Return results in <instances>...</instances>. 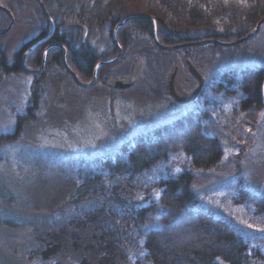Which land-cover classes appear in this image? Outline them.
Masks as SVG:
<instances>
[{
  "label": "rangeland",
  "instance_id": "374dc122",
  "mask_svg": "<svg viewBox=\"0 0 264 264\" xmlns=\"http://www.w3.org/2000/svg\"><path fill=\"white\" fill-rule=\"evenodd\" d=\"M9 1L15 23L0 38L7 62L51 29L35 0L3 4ZM44 2L56 25L87 27L84 41L82 31L65 30L72 43L66 46L75 55H96L97 62L117 55L111 22L118 19L151 16L159 34L180 37L181 43L233 42L264 19V0ZM9 25L0 12V32ZM258 32L238 46L209 43L173 51L159 49L149 32H137L122 45L121 59L101 71L103 83L125 80L142 62L138 82L122 91L102 83L83 89L54 56L38 81L0 71V264H149L144 239L167 216L160 183L183 172L194 179V209L241 234L251 252L244 264H264V108L241 106L244 94L235 87L238 73L263 71L264 25ZM160 42L172 45L162 37ZM186 59L205 80L194 104L177 102L168 90L179 64L178 91L190 96L197 89ZM69 63L76 67L73 57ZM76 72L83 82L90 80ZM27 113L21 133L10 139L17 117ZM178 121L199 124L202 134L219 142L223 156L216 166L197 167L178 150L148 169L121 170V158ZM142 208L143 218L130 216L137 213L129 209Z\"/></svg>",
  "mask_w": 264,
  "mask_h": 264
},
{
  "label": "trees",
  "instance_id": "16d2710c",
  "mask_svg": "<svg viewBox=\"0 0 264 264\" xmlns=\"http://www.w3.org/2000/svg\"><path fill=\"white\" fill-rule=\"evenodd\" d=\"M249 1L258 2L259 0ZM120 20L122 19L111 22V25L116 26ZM157 30L159 41L162 37L166 43L170 42L172 45L183 42L180 37L170 38L167 32V37L161 32L159 34L158 21ZM145 31L149 32L153 38V24L151 21H129L118 30L117 38L120 45L125 47L135 33ZM64 43L70 45L71 40ZM50 54L51 57L61 59V65L63 66V52L61 49H55ZM72 57L74 60L82 61L85 65L83 73L85 77L91 79L94 68L99 63L96 60V55L79 54V57H76L72 53ZM72 57L69 54L67 59L70 67L72 65L69 62ZM49 61H51V58ZM103 68H101L100 73ZM262 73L259 70L253 71L249 75H247L248 73H238L237 80L241 86L243 85L245 92L250 97L245 103V107L251 104L254 106L260 104ZM198 125L196 123L184 124V121H178L173 126L164 128L162 132L154 136V139L155 137L156 139L153 142L141 143L133 152H129L127 157L121 158L119 161V166L122 167L121 170L125 166L136 171H139L138 169H148L160 162L161 159H165L168 151L178 150L192 157L193 164L197 167L210 168L216 166L223 156L222 147L216 139L202 134ZM20 133L21 129L15 135L10 136V139L18 137ZM193 185L194 179L192 174L188 172L161 181L162 201L167 216L161 221L162 228L150 232L145 237L143 244V248L147 252L145 260L149 264L246 263L251 254L247 241L235 228L230 227L224 221L209 219L210 217L204 214L203 211L194 209L197 200L192 190ZM129 211L130 213H137V216L135 214L130 216L139 219L147 213L144 208L133 209V211L129 209Z\"/></svg>",
  "mask_w": 264,
  "mask_h": 264
},
{
  "label": "water",
  "instance_id": "95a60500",
  "mask_svg": "<svg viewBox=\"0 0 264 264\" xmlns=\"http://www.w3.org/2000/svg\"><path fill=\"white\" fill-rule=\"evenodd\" d=\"M40 2H41L43 11L45 12V14L47 15V17L50 20L51 31H50V33H49V35L47 37H45L44 39H42L41 41L36 43L35 46H37L39 44H42L44 42H47L52 37V35H53L54 31H55V26H56L54 20L50 17L45 5L42 3L41 0H40ZM0 8H1V6H0ZM6 11H8V10H6ZM9 14L11 16V23H10L9 27L6 30H4L3 32L0 33V38L5 36V35H7L14 27L15 20H14L13 14L11 12H9ZM135 20H148V21L152 22V24H153V39H154V42L158 46V48L163 50V51H173V50L187 48V47H190V46H197V45L200 46V45H205V44H209V43L210 44L211 43L220 44V45L228 46V47H231V46H234V45H240V44L248 42L252 38H254L256 36V34L258 33V31H259L260 25L264 23V19L260 20L257 23L256 27L250 33H248L246 36H244L243 38H240L238 40H235L233 42H229V43H223L219 39H216V38H214V39L213 38H208V39H203V40H199V41L186 42V43H181V44H177V45L168 46V45L162 44L159 41V39H158L157 20L155 18H153L151 16H130V17H127V18H124V19L120 20L116 24V26H115V28L113 30V37L112 38H113V41L115 43V46L118 48L117 56L114 59H111L109 61H101V62H99L96 65L95 69H94V74H93L92 80L88 84H82L80 82L79 78L77 77V75L73 72V70L68 65V62H67V59H66V52H67L66 47H64L63 45H57L63 51V62H64V65H65V68L74 76L75 80L78 83L83 85L85 88L92 87L97 81L96 80L97 79V73H98L99 69L102 66H110V65H113V64H115L116 62H118L120 60V58L123 55V48H122V46L120 45V43H119V41L117 39L118 30L120 28H122L129 21H135ZM64 28H67V29L80 28L82 30V40H85L86 37H87L88 30L83 25L76 24V23L67 24V25H64ZM35 46L31 47L26 52V54L28 52H30ZM46 52H47V50H46ZM46 52H45V56H46ZM24 62H25V56H24V59H23V65L25 66ZM44 66H45V58H44V61H43L41 69L38 70L37 72L38 73L42 72ZM185 66L189 70V72L198 80V87L190 96L180 95L177 92L176 85H175L176 77H177V74H178V67H176L174 72L170 76V80L168 82V90H169L170 96L174 100L179 102V103H188V102H192V101L197 100L198 96L200 95V93H201V91L203 89V86L205 84V80H204L203 76L200 74L198 69L194 66V64L190 60H187L185 62ZM141 70H142V62H137L132 75L128 79H125V80H114V79H111V80L107 81V85L112 87V88L120 89V90L129 89V88L133 87L138 82V80L140 79Z\"/></svg>",
  "mask_w": 264,
  "mask_h": 264
},
{
  "label": "flooded vegetation",
  "instance_id": "af4514ba",
  "mask_svg": "<svg viewBox=\"0 0 264 264\" xmlns=\"http://www.w3.org/2000/svg\"><path fill=\"white\" fill-rule=\"evenodd\" d=\"M3 1L4 0H0V12L5 14L9 20H10V23H11V16L9 14V12H12L11 8H10V1L9 3L6 5V4H3ZM42 3L45 5V2L44 0H41ZM35 2H37V4L39 5V7L41 8L42 10V13L44 15L45 18H47V20L50 22L49 18L47 17V15L45 14V12L43 11L42 9V5H41V2L40 0H35ZM12 6V5H11ZM46 7V5H45ZM47 9V8H46ZM8 10V11H6ZM13 17H14V20H15V16L13 14ZM77 24H81V23H77ZM51 25V23H50ZM56 25V23H55ZM83 25V24H82ZM257 25V24H256ZM255 25V27H256ZM264 25L261 24L260 27H259V31L261 29V27ZM77 30H80V28H76ZM65 30H69L67 28H64V25H61V26H58L56 25L55 26V31L52 35V37L47 41V42H44L40 45H37L35 46L30 52H28L26 54V52L31 48L33 47L36 43H38L39 41H41L42 39H44L45 37H47L51 31V29H49L48 31H45L44 33H40L37 35L36 38L34 39H31L27 44H24L14 55L11 56V59H10V62H7L6 60L3 59V57L1 56V53H0V71L4 72L5 74H27L33 78H35L37 81L46 77L47 75V71H46V68H47V65H48V61L50 60L51 58V54L50 52L51 51H54L55 49H60L57 45H63L64 47H66L67 49V52H66V59H68V56H69V53L72 51L73 54H76L73 50H69L68 46H66L67 44L64 43L65 41H68L69 39L67 38V35L65 34ZM81 31V30H80ZM67 32V31H66ZM1 33V32H0ZM259 33V32H258ZM82 39V37H81ZM84 41V40H82ZM122 46V45H121ZM116 47V46H115ZM77 48V47H76ZM123 48V47H122ZM47 50V52H46ZM78 50V49H77ZM116 50H117V54H118V48L116 47ZM62 51V50H61ZM45 52H46V56H45ZM63 52V51H62ZM123 54H124V49H123ZM24 56H25V66L23 65V59H24ZM76 57H79V54L78 55H75ZM117 56V55H116ZM115 56V57H116ZM123 56V55H122ZM74 57V56H73ZM113 57V59L115 58ZM44 58H45V66L42 70V72L38 73L37 71L41 69L42 67V64H43V61H44ZM56 59V58H55ZM121 59V58H120ZM2 60V62H1ZM58 59H56L54 62H57ZM187 60V59H186ZM59 61V60H58ZM103 61H109V60H103ZM76 62V71H84L85 70V65L82 63V61H78V60H75ZM101 62V61H100ZM117 63V62H116ZM115 63V64H116ZM56 64V63H55ZM114 65V64H113ZM113 65H110V66H113ZM63 68H65V65L63 63ZM27 67V68H26ZM103 67H109V66H102L101 68ZM178 73L180 71L181 68H183L182 64H179L178 66ZM196 67V66H195ZM71 68V67H70ZM101 68L99 69L98 73H97V81L96 83L92 86H96L98 85L99 83H102L104 86L112 89V90H116V91H122L120 89H115V88H112L110 86L107 85V81L108 80H111V79H114V80H122L121 78H109V79H106L103 83V76L101 75L100 73V70ZM72 69V68H71ZM95 69V68H94ZM198 69V68H197ZM260 69V68H259ZM73 72L77 75V77L79 78L80 82L82 84H88L92 78L88 81V82H83L78 73L72 69ZM188 70V69H187ZM261 70H263L262 72V80H261V87H260V104L258 105L259 107L261 108H264V68H261ZM65 71L74 79V81L76 82L77 85H79L80 87H82L83 89H88V88H85L83 85H81L80 83H78L74 76L65 68ZM189 71V70H188ZM199 71V70H198ZM248 73V72H246ZM94 74V72H93ZM189 74L194 77L190 72ZM201 74V73H200ZM237 77H239V75H236ZM93 77V76H92ZM195 78V77H194ZM196 79V78H195ZM238 79V78H237ZM197 80V79H196ZM198 81V80H197ZM90 87V88H92ZM235 87H236V91H239L244 94V97L240 100V104L241 106H246L245 103L248 101V99L250 98L248 93L245 92L244 90V87L243 85L241 86V84H239L238 80L237 82L235 83ZM126 90V89H125ZM177 92L182 95L178 89L176 88ZM202 92V91H201ZM186 96V95H184ZM189 96V95H187ZM200 96L201 94L198 96V99L195 100V101H192V102H188V103H184V104H194L195 102H198L199 99H200ZM37 100V98H36ZM37 102V101H36ZM35 101L33 102V105H34ZM35 106V105H34ZM253 107L254 105L251 104V105H248L247 107ZM257 106V107H258ZM29 116V113L27 114H21V116H18L17 119H18V122H17V126H16V131L15 133L18 132V130H20V125L22 124L21 122H23L24 119H26V117ZM14 133V135H15ZM11 136V135H10Z\"/></svg>",
  "mask_w": 264,
  "mask_h": 264
},
{
  "label": "bare ground",
  "instance_id": "6f19581e",
  "mask_svg": "<svg viewBox=\"0 0 264 264\" xmlns=\"http://www.w3.org/2000/svg\"><path fill=\"white\" fill-rule=\"evenodd\" d=\"M80 25H82V24H80ZM83 26H85V25H83ZM86 27V26H85ZM87 28V27H86ZM81 30V29H80ZM88 30V29H87ZM82 31V30H81ZM241 45V44H240ZM200 46H202V45H200ZM236 46H238V45H236Z\"/></svg>",
  "mask_w": 264,
  "mask_h": 264
},
{
  "label": "snow or ice",
  "instance_id": "6c2138e0",
  "mask_svg": "<svg viewBox=\"0 0 264 264\" xmlns=\"http://www.w3.org/2000/svg\"><path fill=\"white\" fill-rule=\"evenodd\" d=\"M249 227H251V225H249Z\"/></svg>",
  "mask_w": 264,
  "mask_h": 264
}]
</instances>
